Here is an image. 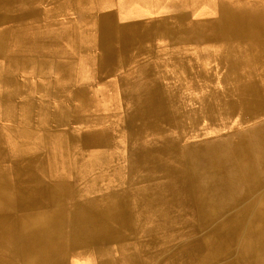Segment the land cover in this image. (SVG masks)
Masks as SVG:
<instances>
[{
	"label": "bare ground",
	"instance_id": "6f19581e",
	"mask_svg": "<svg viewBox=\"0 0 264 264\" xmlns=\"http://www.w3.org/2000/svg\"><path fill=\"white\" fill-rule=\"evenodd\" d=\"M172 1L0 0V264H264V0Z\"/></svg>",
	"mask_w": 264,
	"mask_h": 264
},
{
	"label": "crops",
	"instance_id": "0c3cea01",
	"mask_svg": "<svg viewBox=\"0 0 264 264\" xmlns=\"http://www.w3.org/2000/svg\"><path fill=\"white\" fill-rule=\"evenodd\" d=\"M88 1H89L88 2L89 4L94 2L95 6L97 5V7H100V8L105 7L106 9L103 11V13H105V12L109 13L110 10L112 13L117 12L118 16L116 17V19H119V18L120 19H138V18L139 19H158V18L163 19V18H161V17H163V15L161 13H169V7L172 6V4H173L172 0H163L162 3H160V5H157V6H160L161 8H165V10L164 9L158 10V9H156V6H155L156 4H150L148 2L147 3H140L138 0H114L115 2L112 4L109 3V0H88ZM153 1L155 2L156 0H153ZM125 7L127 8L126 13H128V12H134V13L132 15H129V14L125 15ZM177 7L180 8L181 10H184V9L187 10V8L190 6L188 4L184 5L182 3H179V6L177 5ZM196 8L197 9H195L194 11L191 12L192 14L189 17V19H206L207 17H205V15H206L205 13H207V12H205V8L203 6H197ZM69 13H68V15H59L58 19H74V18L76 19V16L72 15V13L71 14H69ZM106 13H105V15H106ZM157 13H158V15H157ZM156 15H157V17H156ZM102 18L107 19V17H103V16H102ZM95 19H100V18L96 16ZM132 64H133V61H132ZM128 66H131V65H128Z\"/></svg>",
	"mask_w": 264,
	"mask_h": 264
},
{
	"label": "rangeland",
	"instance_id": "374dc122",
	"mask_svg": "<svg viewBox=\"0 0 264 264\" xmlns=\"http://www.w3.org/2000/svg\"><path fill=\"white\" fill-rule=\"evenodd\" d=\"M143 60V59H142ZM135 61H137V59H135L134 61H133V63L135 62ZM137 62H140V59H139V61H137ZM129 67V66H128ZM136 67V65H134V64H132V67H130L131 69H136L135 68ZM130 68H128V70H122V69H120L121 71H110V72H107V73H104L103 75H101V73H100V70L99 71H95V76H94V79H93V75H94V72H91L92 73V79H90L89 78V76L91 77V73L90 74H88L87 76H85V77H83L82 79H78L79 81H81V82H89L88 83V90H92V92H93V90L94 89H97V88H99L101 85H102V82H104L105 84H106V86L109 88L108 90H113V91H115V92H111V94H113V95H115V99H113V100H116V102H118V104L117 105H119L118 107H119V109H121V111L123 110L122 108H124V107H127V105L126 104H123V98H122V95H123V93H122V86L120 85L121 84V82H120V78L124 75V76H132L131 78H133L135 75H137V73H135V72H129V74H127L126 73V71H129V69ZM134 71V70H133ZM117 73V74H116ZM123 73V74H122ZM109 74V76H107ZM111 74V75H110ZM121 76H120V75ZM98 76H100V78H98ZM104 78V79H103ZM111 78V79H110ZM100 79V80H99ZM110 79V80H109ZM19 80H21V81H23V79H19ZM99 80V81H98ZM20 81V82H21ZM30 82H33V83H35V81H32V80H29ZM96 81V82H95ZM118 82V83H117ZM91 84V85H90ZM121 87V88H120ZM124 88V87H123ZM121 89V90H120ZM100 90V89H99ZM118 92V93H117ZM37 98V99H36ZM35 98V100L37 101V104L38 105H40V107H44V109L45 110H47L48 109V111H47V113L50 115V117L54 114L55 115V112L56 111H58V108L56 107V102L55 101H52V100H50V99H48V98H42L41 96H37ZM92 98H94V96L92 97ZM43 99V100H42ZM104 99H106V98H104ZM67 100H69L70 102H75L76 100L74 99H72V98H69V99H67ZM43 101V102H42ZM65 103H64V105H62V106H65V107H68V106H70L71 104H74V103H68L67 101H64ZM121 102V103H120ZM55 104V105H54ZM109 104H110V102H108V104H106V106H109ZM120 104H122V105H120ZM111 106V105H110ZM123 106V107H122ZM39 107V108H40ZM74 125H72V124H67L65 127H63V128H65V130H68V131H70V130H74V127H73ZM52 127H56V125H52ZM77 262L78 263H80V261H78L77 260ZM81 263H82V261H81Z\"/></svg>",
	"mask_w": 264,
	"mask_h": 264
}]
</instances>
